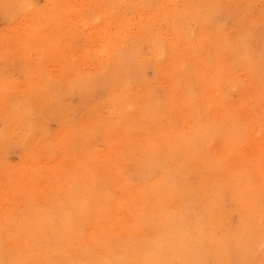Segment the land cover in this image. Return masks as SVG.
<instances>
[{
  "label": "bare ground",
  "instance_id": "6f19581e",
  "mask_svg": "<svg viewBox=\"0 0 264 264\" xmlns=\"http://www.w3.org/2000/svg\"><path fill=\"white\" fill-rule=\"evenodd\" d=\"M33 5L0 0L20 15L0 36V61H17L30 86L0 70V155L11 143L23 150L16 168L0 165V264H264V125L227 96L215 106L243 70L264 113L252 15L227 33L214 30V12L186 6L134 15L122 0ZM80 25L95 36L76 45ZM102 84L105 99L72 124L64 92L84 102ZM47 114L59 120L52 134ZM99 138L102 151L91 145Z\"/></svg>",
  "mask_w": 264,
  "mask_h": 264
},
{
  "label": "rangeland",
  "instance_id": "374dc122",
  "mask_svg": "<svg viewBox=\"0 0 264 264\" xmlns=\"http://www.w3.org/2000/svg\"><path fill=\"white\" fill-rule=\"evenodd\" d=\"M123 5L127 6V10L134 12H149V13H157V8L160 10H182L185 6L187 9H192L196 11H212L215 13V16L213 18V26L214 30L217 29L225 30L227 33L233 31L235 32L237 27L236 24L239 21V18L243 14H251L252 16L248 20H252L250 26L254 31V40L253 44H257L256 51L260 54L257 56L261 57L259 60L261 63H264V0H122ZM45 4V0H34V7H42ZM90 4V0H85V5L88 6ZM198 6V7H197ZM197 7V8H196ZM1 12L0 11V36L7 31L13 23L19 20V14L15 16L14 14ZM76 20H79L80 18L74 16ZM132 21L133 18L129 17ZM156 24L158 26H162V28H166V26L162 25V22L160 20L156 21ZM86 28V27H85ZM82 29L81 25L79 26L78 30L74 34L75 39L81 38L77 41L76 45L82 44L83 41H88L92 37L95 36L94 32H90L89 29ZM234 28V29H233ZM67 35H70V32H67ZM164 37L167 36L166 34H163ZM214 35L212 33V36L209 37H203V41L200 42V51L209 53V49L213 46ZM1 45V44H0ZM73 46L71 52H74V55L77 56V54H81V51H77V46ZM21 57L20 52L17 53ZM88 67H93L92 64L87 65ZM149 67V68H148ZM0 70L4 72V74L9 79H12L14 82L21 84L22 89L25 88V90H29L30 86L26 85L25 77L23 74V70L19 67L17 61H0ZM55 73H58L57 70H54ZM144 79L147 82H154V76H155V69L152 65L147 66V68L143 71ZM60 78V74L57 77ZM234 82L230 83V86L226 89H224L221 85L218 90L217 98L219 101L216 102H222L223 97H228L229 100H231L237 108L241 107L243 111L246 113L248 111L252 118H258L259 124L264 125V113H262V110L255 107L254 105V94L253 90L246 91L250 88H252V81L247 76L246 72L243 70H235L234 71V78L232 79ZM237 83L245 85V89H242L241 87L237 86ZM35 86V83L31 84L32 87ZM107 95V87L106 84H102L100 86H97L93 91L90 93L87 100L82 102L80 96L75 92H64V94L61 97L63 106L67 107L69 110V117L71 119L72 124L78 122L79 119L83 118L86 109L92 108L94 106H98L102 103V101L105 99ZM227 106H230L228 104ZM233 107V110L235 111L236 108ZM224 111V110H223ZM231 113V117L233 121H237L236 116L237 113ZM87 114V113H86ZM85 114V115H86ZM42 124L44 125L45 129L47 130V134L54 133L58 129L59 120L55 116H51L50 114L45 115L44 119L42 120ZM3 127V122L0 119V129ZM254 132L258 133L259 135L261 133L258 132V129L255 128ZM101 138L94 141V139L91 142V145L98 148V151H102L105 147L104 144L101 142ZM94 141V142H93ZM217 147V144H215ZM220 146V142L218 141V147ZM51 149H53L52 154L57 156L59 152H57V149L55 147L54 139H51L50 143ZM46 151V150H45ZM22 147L19 144L11 143L9 144L0 155V165L2 167H6L8 170L16 168L20 162H21V156H22ZM60 155V154H59ZM74 160L81 161L83 158V152L77 151L74 156ZM45 161H51L52 164L55 163L56 159L51 158L50 160ZM39 169H43L45 166L41 162L37 165ZM130 168H133L131 166ZM136 179V180H135ZM133 182H138V178L135 177L133 179ZM114 196L117 198V196L114 194ZM240 264H246L245 262H241Z\"/></svg>",
  "mask_w": 264,
  "mask_h": 264
}]
</instances>
